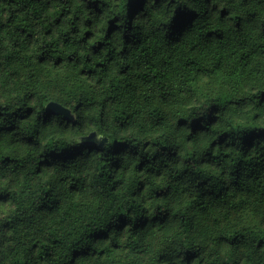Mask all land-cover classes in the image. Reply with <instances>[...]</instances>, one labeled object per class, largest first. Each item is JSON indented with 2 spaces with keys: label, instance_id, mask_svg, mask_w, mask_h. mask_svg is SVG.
Returning <instances> with one entry per match:
<instances>
[{
  "label": "clouds",
  "instance_id": "9594fccd",
  "mask_svg": "<svg viewBox=\"0 0 264 264\" xmlns=\"http://www.w3.org/2000/svg\"><path fill=\"white\" fill-rule=\"evenodd\" d=\"M129 2L0 0V264H264V0Z\"/></svg>",
  "mask_w": 264,
  "mask_h": 264
},
{
  "label": "trees",
  "instance_id": "16d2710c",
  "mask_svg": "<svg viewBox=\"0 0 264 264\" xmlns=\"http://www.w3.org/2000/svg\"><path fill=\"white\" fill-rule=\"evenodd\" d=\"M138 5L136 4H133L131 3V0L128 4V7L130 10H134ZM224 10H221V12H223ZM63 15V13H61V16ZM235 19V17H233ZM59 19L60 17H57V22H59ZM113 19H116V17H113ZM173 19L176 20V27L177 28H180L181 26H183L184 23H186L187 21V18L186 17H183L181 16L180 18H176V17H173ZM111 23V22H110ZM165 23H168L167 21H165ZM21 31H24V30H21ZM50 31V30H49ZM210 32H217L218 31V28L216 25H213L210 29H209ZM31 35V33H29V36ZM205 35H207V33H205ZM85 36H88V33H85ZM93 47H95V45H93ZM147 54V53H146ZM41 55H44L43 53H41ZM6 59L8 60L9 63H14L15 62V57L12 56V55H9L8 57H6ZM54 59H56L57 61H59L61 58L59 56H54ZM43 62V61H41ZM151 61L149 60V63ZM217 63L219 64L220 63V60L218 59L217 60ZM171 64V60H159L158 61V64H153L152 65V74H151V78L152 80L156 81L157 84H159V86L161 88H163V84L161 83L164 79L167 78V72H168V69H169V66ZM186 66L187 65V62H186ZM100 65L99 63L97 64V68H99ZM97 68H88L87 71L89 73H95L97 71ZM157 68H159V70H157ZM241 71H243V69H241ZM81 72L83 73L84 70L82 69ZM125 74V73H122V75ZM13 75H15V73H13ZM147 79V75L145 77ZM192 87L193 88H198L199 85L195 82V81H191L190 82ZM44 85H39L38 88H37V91H39V88L43 87ZM56 86H61V85H56ZM114 90H115V93L117 95H119L122 91V86L120 84L119 81H117V83L113 86ZM135 89V86L130 84V83H125L123 85V91H134ZM32 95H35L36 93H31ZM165 95L164 93H162V96ZM112 97L109 96L107 99H111ZM259 103V101H258ZM183 118V117H182ZM153 121L156 123V124H159V125H162L164 123V120H165V117L163 115H161L160 113H155L152 117ZM253 121L256 120V116L254 115L252 117ZM126 120H128V116L127 115H123L122 118H121V123L123 124ZM255 125L253 124V126L249 129H247V131L251 132V131H255ZM114 143H118L116 141H113ZM162 147H166V145H162ZM11 157H4V160L5 161H8L10 160ZM239 163V162H237ZM105 177H104V173L101 172V180H103ZM50 191V189H44V192L45 193H48ZM233 209L234 211L236 212H239L240 213V220H241V226L243 227L244 224H249L250 225V221H249V218H248V208L245 206V202H241L239 204V206H236L234 205L233 206ZM264 210V209H262ZM226 215L228 214V210L226 209ZM121 214H125L124 212H121ZM68 217H69V223L71 222V212L68 213ZM244 236L245 233L244 232H240V233H236L235 231H229L227 233V235L224 237V239H236L237 236ZM253 239L255 240V243L257 245V247H262L264 245L261 244L262 241H264V233H254L253 235Z\"/></svg>",
  "mask_w": 264,
  "mask_h": 264
}]
</instances>
